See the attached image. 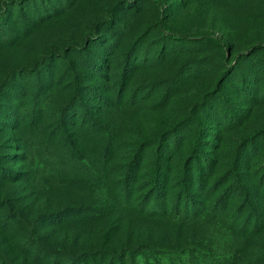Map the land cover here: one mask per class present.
I'll return each instance as SVG.
<instances>
[{
    "label": "rangeland",
    "instance_id": "1",
    "mask_svg": "<svg viewBox=\"0 0 264 264\" xmlns=\"http://www.w3.org/2000/svg\"><path fill=\"white\" fill-rule=\"evenodd\" d=\"M157 1L0 0V84L11 70L44 64L52 74L37 96L29 72L0 96L11 112L43 106L0 122V162L10 167L0 175V264H68L67 252L91 251V264L103 263V249L122 252L125 264H264V46L235 58L264 42V0ZM160 23L224 45L170 39ZM75 79L98 94L76 93ZM70 98L62 132L55 120ZM219 103L238 120L203 110ZM197 125L199 163L203 152L212 163L203 185L190 187L203 208L151 213V197L160 207L177 197ZM258 132L236 182L235 151Z\"/></svg>",
    "mask_w": 264,
    "mask_h": 264
},
{
    "label": "trees",
    "instance_id": "2",
    "mask_svg": "<svg viewBox=\"0 0 264 264\" xmlns=\"http://www.w3.org/2000/svg\"><path fill=\"white\" fill-rule=\"evenodd\" d=\"M151 1L158 3L157 0H151ZM17 15H22L21 11H19L17 13ZM3 22H4V20L1 23H3ZM159 26H160L161 30L164 32V35L170 39H175V40H180V41H185V40L189 41V40H193V39H197V38H203V39L204 38H206V39L210 38V39H214L215 41H217V43H221L222 45H224L221 42V39L213 33H207V34H201V35H191V34L174 32L173 30L163 26L161 23L159 24ZM257 46H264V42L254 43L252 47L246 48L245 50L239 52L235 56V58L238 56H241V55L250 54L253 50V47H257ZM226 50H228L227 47H226ZM81 56H82V59L85 60L89 64L90 67H92L96 70H99V64H97L94 60L90 59L85 54L84 55L82 54ZM42 63H44V61ZM17 72H19V73H17ZM27 72H29V70H27L26 68L24 70H23V68L20 70H11L9 75L0 84V96H4L6 93L13 92L14 85H15V83H17V81H15V80ZM29 73L34 74V78H35L34 95L37 96L39 94V92L41 93V86L44 85L45 79H47V78L51 79L52 74L48 70V66H46L44 64L41 68L35 66L34 70H30ZM74 85L77 87V88H75L76 93H77L79 88L88 87V88L92 89L93 93L98 94V91L95 90L94 88H91L89 85H80L77 82V79H75ZM41 100H43V99H41ZM74 102H75L74 98H70L66 101H63L60 104V107L58 110V113L60 116L57 120H55V125L59 128V131L65 132L64 120L68 116L67 114L69 113V110L72 109ZM220 105H221V103H219L217 108L211 107L210 110L209 109H203V110L207 111L208 113H210L214 117L222 120L223 118L218 117V114H215V110L218 109L217 111H219L220 113H224L227 116L229 115L230 116L229 120L231 122L238 120L237 115L232 114V116H231L229 114V110L227 108H223V106L221 107ZM1 106H4L5 108L3 109V108H1ZM42 107L43 106H41V104L31 103V104L26 105L24 108L25 110H22L21 112H19L17 110H15V111L12 110L13 112H11V110H9V109H11L12 107L9 106L6 109L5 103L0 101V114L6 115V117L8 114V116H9L8 119H5V118L0 119V122L4 123L2 128L5 125L9 124V122L15 123L16 122L15 120L17 118H19L20 114L23 116L35 117L38 114V112L40 111L39 109H42ZM74 109H75V107H74ZM81 109H82V107H81ZM83 112L87 113V115H89L88 109L83 108ZM5 113H7V114H5ZM12 114H14L13 115L14 118L10 119ZM0 128H1V126H0ZM202 129H203V126L197 125V127L195 129V137H194V140L192 141V145L189 146L188 153L185 156H183L184 158H182L183 161H182L181 170H180L179 176H178L180 189H178L177 197L172 199L171 205L167 204V202H163V205L161 207L159 206L160 198L157 195H155L154 198L151 197V201H150L149 206H148L151 213H153V214L162 213V215H165V214H168L167 212L174 210V211H176L174 214H183V216H186V217H194V216L198 215V212L200 213V211H198V210L200 208H203V206H201V203L203 201L201 199L197 198L196 196H194L195 192L190 190V187L193 186L194 184L197 186H202L205 171L206 170L211 171V169H212V163L210 162V160H208L209 157H207L205 152H203L204 157H205L204 162L199 163V155H198L199 145L198 144H199V140L201 139V136H202ZM262 135H263V132L253 133L252 135L245 136L240 140L238 148L235 151L236 155H235L233 166H232V171H233L234 179L236 182L239 181L238 179L241 178V174H240L241 172L238 171V168L240 166L246 165L244 163V159L242 158L243 151H245L250 146V144L253 145V143L257 139H259ZM174 139L176 140V137ZM159 142H161V140ZM168 151H169V148H168ZM4 155H7V154H4ZM161 164H162V160H161V158H159L157 156V158L155 159V163H154L152 175H151V179H153V182H156L158 179L160 180ZM7 170L10 172V167L4 166L0 162V175L3 177L8 175ZM231 189H232V187L229 186L221 194L220 198L222 200H225L227 193H229V191ZM244 190L247 191L246 188ZM182 197H184V198L182 199ZM158 211H160V212H158ZM209 212L212 213V210H210ZM102 251H104V252L107 251L106 254L108 255V258L103 263L98 262L96 260L95 261L93 260L92 264H125L122 252L112 251L109 249H103ZM96 252L97 251H91V254L84 253L80 256L79 255L76 256L72 253L67 252L68 253V264H91L90 259H93L95 257ZM129 261H130L129 264H136L135 263L136 260H134L132 257H131V259H129Z\"/></svg>",
    "mask_w": 264,
    "mask_h": 264
}]
</instances>
